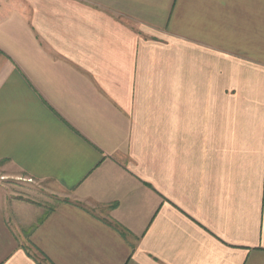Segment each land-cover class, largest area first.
Returning <instances> with one entry per match:
<instances>
[{
  "label": "crops",
  "instance_id": "crops-1",
  "mask_svg": "<svg viewBox=\"0 0 264 264\" xmlns=\"http://www.w3.org/2000/svg\"><path fill=\"white\" fill-rule=\"evenodd\" d=\"M0 264H264V0H0Z\"/></svg>",
  "mask_w": 264,
  "mask_h": 264
},
{
  "label": "rangeland",
  "instance_id": "rangeland-1",
  "mask_svg": "<svg viewBox=\"0 0 264 264\" xmlns=\"http://www.w3.org/2000/svg\"><path fill=\"white\" fill-rule=\"evenodd\" d=\"M22 184H23V186H22ZM28 184L29 183H27V182H22V180H20V179H16V178L14 179L13 178V179H9L5 185L7 187H9L10 189L15 191L16 187H18V189L22 188V187H23V189H29V188L25 187ZM35 188H37V187H35ZM16 191H21V192H19V194H25L24 192H22V190H16ZM26 195L31 196V198L34 201L38 202L39 204L50 205L52 202L55 201V198H53L52 195L48 194V192H46V191H43L41 188H39V190H32V194L29 193Z\"/></svg>",
  "mask_w": 264,
  "mask_h": 264
}]
</instances>
